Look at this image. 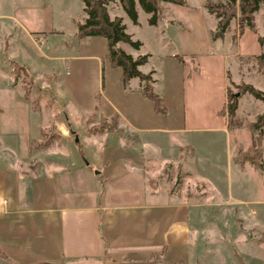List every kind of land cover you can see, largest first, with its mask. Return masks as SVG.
Here are the masks:
<instances>
[{"label": "crops", "instance_id": "1", "mask_svg": "<svg viewBox=\"0 0 264 264\" xmlns=\"http://www.w3.org/2000/svg\"><path fill=\"white\" fill-rule=\"evenodd\" d=\"M183 1L182 5L160 3V17L153 25L147 23L155 32L152 48L146 50L140 40L137 49L115 44L133 58L146 55V62L137 69L150 73L151 89L165 108L174 110V121L160 126L137 78L122 86L117 67L103 76V87L113 102L94 115L98 120L117 115L120 129L131 134L139 149L130 144L134 147L130 151L127 137L115 131L87 132L85 143H79L69 124L49 120L40 109L29 106L32 114L46 118L44 124L25 125L20 141L0 124L1 259L10 264H264L263 162L261 171L232 162L235 147L230 128L226 115L219 114L226 102L230 58L262 53L257 41L264 36V26L257 19L259 9L254 14V31L245 28L237 33L234 22L220 38L212 39L217 19L204 8L205 0H195L204 36L197 39L192 37L191 17L176 16L175 6L189 7ZM116 9L108 16L120 17L126 31L120 12L125 14L119 4ZM138 10L135 3L134 25ZM49 127L58 136L50 145L37 147L40 130ZM213 135L229 147V173L254 181L253 198L235 199L227 185L224 200L217 173L194 167L189 158V149L195 148L193 137L210 142ZM76 143L91 154L83 165L72 147ZM146 156L176 162L174 172L182 182L175 179L172 188L167 185L165 190L154 181L146 183L139 168ZM129 158L136 166H131ZM97 164L103 166L93 173ZM195 183L201 190L192 195L200 194V201L193 200L191 191L185 193ZM235 205L244 206L248 218Z\"/></svg>", "mask_w": 264, "mask_h": 264}, {"label": "rangeland", "instance_id": "2", "mask_svg": "<svg viewBox=\"0 0 264 264\" xmlns=\"http://www.w3.org/2000/svg\"><path fill=\"white\" fill-rule=\"evenodd\" d=\"M186 1L189 4L187 10L175 6L176 16L183 20L189 15L193 25L192 37L203 39V33L198 27L200 20L196 1ZM117 3V0H112L107 4L110 17L117 13ZM138 11L137 25L132 24L122 12L120 14L124 17L125 32L131 35L132 40L142 41L144 48L148 50L152 48L155 32L148 28L147 15L141 10ZM83 17L85 14L82 12L80 0H0V124L2 128L9 127L19 141L25 125L32 121L44 124L47 117L49 120L69 124L71 130L78 135L79 143H82L85 140L86 129L90 125L86 123L87 116L96 114L101 107L112 104L113 100L103 87V76H107L109 70L114 69L106 58L105 40L101 37L77 39L72 33L73 25L75 27L76 23L82 22ZM257 19L259 25H263L262 6L259 8ZM230 22L229 26L234 25L233 20ZM185 34H189V31H185ZM90 56L95 58L91 59ZM254 57H233L228 61L226 92L233 94L236 102L234 114L230 121L228 120V124L230 141L235 147L233 157L238 150L247 149L251 136H255L257 132L262 133L264 167V125L259 130L250 128L256 117L264 113V100L241 91L243 85H250L264 95V67L259 68ZM13 64L27 66L26 76L19 71L14 75ZM146 101L150 103L148 99ZM162 103L165 105L163 101ZM28 106L34 111L40 109L47 116L42 113L32 114ZM84 108L88 111H84ZM154 114L160 119V126L176 119L174 110L167 107L165 112ZM97 118L94 115L91 124H97L99 122ZM120 126L117 122L114 131L127 137V148L130 151L134 147L139 149L135 143L133 144L131 134L120 129ZM193 138L195 148L189 149V158L194 167L208 170L211 168L217 173L222 181L219 191L224 200L227 198V185L235 199L247 200L254 197V193L257 192L254 181L248 180L244 175L235 177L233 173H229L227 168L229 147L226 143L220 138L217 140L214 135L209 136L210 142H204L195 136ZM130 144L134 147L132 148ZM72 147L82 165L90 160L91 154L87 149H83L80 144ZM128 161L131 166H136L131 158ZM175 163L157 161L155 157L146 156L141 158L139 168L146 175V183L154 181L161 184L160 188L165 190L168 188L167 185L172 188L175 179L178 182L181 180L179 173L175 175L173 167ZM102 166L95 165L93 173L100 171ZM181 182L182 180L179 183ZM176 184L177 182H174V185ZM83 185L89 187L88 182ZM180 186L183 188V183ZM199 186L195 183L185 193L191 191L192 195L195 191L199 192L201 190ZM66 190L70 191L67 188ZM192 198L201 200L200 194ZM251 206L257 208V205ZM235 207H239L244 218H248L244 206Z\"/></svg>", "mask_w": 264, "mask_h": 264}, {"label": "trees", "instance_id": "3", "mask_svg": "<svg viewBox=\"0 0 264 264\" xmlns=\"http://www.w3.org/2000/svg\"><path fill=\"white\" fill-rule=\"evenodd\" d=\"M82 3V12L85 17L82 22L75 24L74 37L83 39L86 37H101L106 44V58L112 67L120 69V82L125 86L130 78H137L141 82L140 92L149 99L152 103L154 112H165V107L159 95L154 93L151 89L150 73H142L137 67L146 62V55H139L135 58L122 50L116 48L117 42L128 44L133 49H137L140 43L137 40H132L130 35L124 31V25L121 18L114 16L109 18L106 6L112 0H80ZM122 11L126 17L132 22L136 23L135 3L139 5L141 10L148 15L147 23L153 25L160 17V3L166 2L170 4L182 5L183 0H117ZM204 8L217 19L215 30L211 33V38H220L228 28L229 22L233 20L236 24L237 33H241L245 28L254 31V14L262 6L264 8V0H225L224 2H213L205 0ZM264 26V23H263ZM259 45L262 47V53L256 55L254 59L258 67H264V36L257 37ZM22 72L26 76L25 67L13 64L12 72L14 75L17 72ZM242 92L264 100L262 92L255 90L250 85H243ZM236 108L234 95L226 92V102L219 114L227 115L230 121ZM94 118V114H89L86 118V123L90 124ZM118 122V116L112 115L108 120L100 119L97 124H90L86 131L90 134L112 132L114 126ZM264 125V113L257 116L256 120L250 124V128L259 130ZM229 127V124H228ZM41 141L36 144L37 147H46L51 144L52 140L58 135L54 133L53 128L40 130ZM261 139L262 133L257 132L255 136H251L250 144L245 151L238 150L236 155L232 158V162L238 166L244 163L251 165L255 170H262L261 157ZM79 146L76 143V146Z\"/></svg>", "mask_w": 264, "mask_h": 264}, {"label": "water", "instance_id": "4", "mask_svg": "<svg viewBox=\"0 0 264 264\" xmlns=\"http://www.w3.org/2000/svg\"><path fill=\"white\" fill-rule=\"evenodd\" d=\"M0 264H10V263L0 258Z\"/></svg>", "mask_w": 264, "mask_h": 264}]
</instances>
